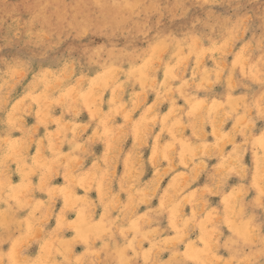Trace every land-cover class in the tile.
Instances as JSON below:
<instances>
[{
	"label": "clouds",
	"instance_id": "obj_1",
	"mask_svg": "<svg viewBox=\"0 0 264 264\" xmlns=\"http://www.w3.org/2000/svg\"><path fill=\"white\" fill-rule=\"evenodd\" d=\"M0 264H264V0H0Z\"/></svg>",
	"mask_w": 264,
	"mask_h": 264
}]
</instances>
